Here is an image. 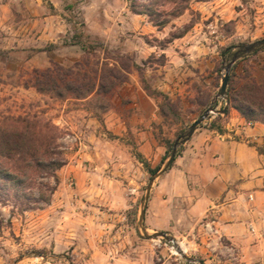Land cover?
<instances>
[{"label": "rangeland", "instance_id": "rangeland-1", "mask_svg": "<svg viewBox=\"0 0 264 264\" xmlns=\"http://www.w3.org/2000/svg\"><path fill=\"white\" fill-rule=\"evenodd\" d=\"M137 1L143 10L154 0ZM206 1L210 0H189L188 9L168 16L165 27L158 28L147 15L129 9L131 0H0V114H37L51 120L64 132L59 143L67 157L57 170L58 183L51 180L56 188L49 201L24 210L14 200L0 198V264H112L121 250L131 258L116 264L238 262L241 250L211 224L209 215L191 228L176 221L168 230H153L162 224L160 220L143 221L149 234L164 231L174 236L195 262L176 253L173 243L162 237L145 238L140 213L152 175L137 157L134 138L126 135L118 142L106 124L114 97L135 77L156 99L162 116L156 127V138L165 147L157 165L161 169L171 152L163 160L169 143L212 104L221 110L228 105L222 98L214 103V97L238 46L264 38V3L259 7L256 0ZM175 5L168 2L164 8L172 13ZM83 46H96L97 51L88 54ZM165 47L179 50L184 57L179 84L165 79L170 65L162 52ZM106 57L128 65L130 71L111 95L107 109L98 106V99L61 98L34 86L40 72L50 69L62 75L67 68L91 70ZM230 73L235 83L261 80L264 47L238 58ZM222 115L211 114L205 123L219 125ZM137 161L144 167L141 171L135 167ZM78 163L84 177L76 173ZM117 166L128 170L123 191L127 206L120 213L106 204L108 194L118 192L108 179ZM117 231L126 236L121 250L116 248L120 238L106 237ZM261 257L260 249L246 250L249 264H264Z\"/></svg>", "mask_w": 264, "mask_h": 264}, {"label": "crops", "instance_id": "crops-1", "mask_svg": "<svg viewBox=\"0 0 264 264\" xmlns=\"http://www.w3.org/2000/svg\"><path fill=\"white\" fill-rule=\"evenodd\" d=\"M224 1L230 3L233 0ZM256 1H259V7L264 3V0ZM213 2L216 0L204 3ZM162 52L170 64L165 67V79L179 84L184 76V70L181 72L184 57L172 47H165ZM164 85L171 87L167 82ZM222 116L219 125L223 131L210 128L203 122L183 144L173 166L158 177L150 192L145 220L151 224L160 220L168 226L161 224L154 226L153 230H168L176 221L184 227H195L209 215L211 224L241 250L238 262L234 264H249L247 249H260L264 257V123L249 125L232 106L228 114ZM106 117L107 129L116 141L126 135L133 137L138 152L151 166L159 164L165 147L156 138V127L162 122V116L156 99L141 88L135 77L122 86L120 95L114 97ZM75 166L77 175L84 177L85 172L78 169L79 163ZM118 167L114 176H108L118 192L115 195L109 193L110 200L106 201L115 213H120L127 206L123 191L128 170ZM135 167L140 171L144 169L139 161ZM200 226L202 228L203 225ZM177 230L184 229L179 227ZM117 232V235L111 237V234H106V237L120 238L116 248L121 250L126 236L123 238ZM127 258H131L130 254L121 250L112 264Z\"/></svg>", "mask_w": 264, "mask_h": 264}, {"label": "trees", "instance_id": "trees-1", "mask_svg": "<svg viewBox=\"0 0 264 264\" xmlns=\"http://www.w3.org/2000/svg\"><path fill=\"white\" fill-rule=\"evenodd\" d=\"M188 1L154 0L148 5H143L144 9L140 10L138 1L131 0L129 9L133 13L147 15L154 26L163 28L169 21L168 16L180 15L189 8ZM168 2L176 4L172 13L164 8ZM83 48L88 54L97 51L96 46H83ZM226 52L227 50L223 55ZM245 56L247 55L242 57ZM108 59L106 57L101 66L91 70L75 71L67 68L62 75L48 69L37 74L34 86L41 93H52L61 98L98 99L100 100L98 106L107 109L111 95L126 82V75L130 72L128 65L123 67L117 61L109 62ZM227 102L228 105L222 108L224 115L228 114L232 106L247 121L264 123V77L259 81L251 79L243 83H235L234 76L230 73ZM210 128L223 131L215 121L211 122ZM63 135L64 132L57 125L40 115L0 114V198L2 200H14L24 210L42 201L50 200L58 183L57 170L67 162L66 152L59 143ZM173 144L172 142L168 144L169 151L163 160L167 158ZM260 151L263 149L260 148ZM137 157L151 175L159 171L160 167H152L142 154L139 153ZM51 180L55 185H52Z\"/></svg>", "mask_w": 264, "mask_h": 264}, {"label": "water", "instance_id": "water-1", "mask_svg": "<svg viewBox=\"0 0 264 264\" xmlns=\"http://www.w3.org/2000/svg\"><path fill=\"white\" fill-rule=\"evenodd\" d=\"M264 47V38L258 39L256 41H253L251 43H246V44H241L238 46V49L234 52L231 60L226 64L225 66V72L224 75L222 77V82H221V86L220 89L218 91V93L215 95L213 102L216 103L218 102L219 98L222 99H226L227 100V87H228V81H229V76H230V70L232 68V66L235 64V62L237 61L238 58H240L243 55H249L251 53H254L256 51H258L259 49ZM212 111L215 113H223L224 114V110H218L214 108V105L212 104L208 109H206L203 114L197 118L191 125H189L187 131L181 135L180 137H178L173 144V147L171 149L169 158L167 159L166 163L164 164V166L159 169V171H157L155 174H153L148 182L147 185V189H146V194L144 197V204H143V208L141 210L140 213V224L142 226V229L144 231V236L147 239H155V238H164L166 241L173 243V245L176 247L177 251L188 261V262H195V259L193 257H190L188 255H186L185 253H182V250L180 247H178V241L176 240V238L164 231H157L153 234H149L146 231L145 226L143 225V221L145 219V212H146V202L149 199L150 196V192L153 186L154 181L162 174L164 173L172 164V162L175 160L176 158V154H177V150L178 147L180 146V144L185 143L186 141H188L192 135L194 134L195 130L203 123L205 122L207 119H209L211 117Z\"/></svg>", "mask_w": 264, "mask_h": 264}, {"label": "bare ground", "instance_id": "bare-ground-1", "mask_svg": "<svg viewBox=\"0 0 264 264\" xmlns=\"http://www.w3.org/2000/svg\"><path fill=\"white\" fill-rule=\"evenodd\" d=\"M178 247L181 248L182 253H185L186 252V248L182 245V243H178ZM175 250H176V253H177L178 251H177L176 247H175Z\"/></svg>", "mask_w": 264, "mask_h": 264}, {"label": "built area", "instance_id": "built-area-1", "mask_svg": "<svg viewBox=\"0 0 264 264\" xmlns=\"http://www.w3.org/2000/svg\"><path fill=\"white\" fill-rule=\"evenodd\" d=\"M223 101L225 102V99H223ZM215 109H218V108H215ZM218 110H221V109H218ZM218 114H223V113H215V112L212 111V115H213V117H214L215 115H218ZM253 123H254V122L248 121V124H249V125H253Z\"/></svg>", "mask_w": 264, "mask_h": 264}]
</instances>
